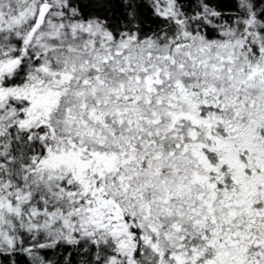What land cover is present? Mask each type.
I'll return each instance as SVG.
<instances>
[{"label": "snow or ice", "instance_id": "6c2138e0", "mask_svg": "<svg viewBox=\"0 0 264 264\" xmlns=\"http://www.w3.org/2000/svg\"><path fill=\"white\" fill-rule=\"evenodd\" d=\"M0 264H264V0H0Z\"/></svg>", "mask_w": 264, "mask_h": 264}]
</instances>
